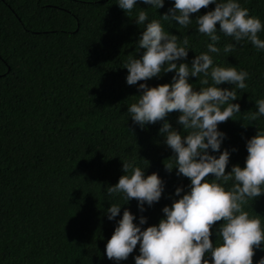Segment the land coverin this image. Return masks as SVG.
<instances>
[{"label":"trees","instance_id":"trees-1","mask_svg":"<svg viewBox=\"0 0 264 264\" xmlns=\"http://www.w3.org/2000/svg\"><path fill=\"white\" fill-rule=\"evenodd\" d=\"M172 3L164 0L155 10L137 0L128 14L116 0H0V264H117L104 249L124 209L136 217L133 223L141 215L147 218L143 229L157 224L161 209L179 198L176 187H181L180 195L188 190L189 179L166 168L174 166V153L158 132L164 121L180 131L179 113L173 110L143 128L127 113L143 92L140 83L155 87L170 83L175 74L126 83V61L144 52L137 46L144 25L136 24L135 13L144 9L145 23L160 20ZM239 3L264 24V0ZM214 7L191 13L186 28L161 20L178 43L188 40V55L177 65L191 66L196 54L207 52L210 40L196 31L195 18ZM216 28L221 51L209 53L213 64L248 73L247 87L235 89L237 100L232 101L240 112L217 126L225 133L220 151H229L227 173L232 165L244 166L246 140L264 131V117L249 119L255 101L264 99V52L247 40L234 42L219 32L218 23ZM258 36L264 39V30ZM230 43L233 51L224 53L223 46ZM199 80L189 77L195 90L201 87ZM218 87L235 88L228 83ZM122 161L145 175L156 173L164 185L160 199L145 204L143 212L135 198L126 202L119 195L107 196L106 188L124 174ZM113 203L122 206L110 221L106 209ZM244 210L258 215L264 227V194L248 201ZM221 223L210 227L212 243ZM138 248L139 242L119 264H134ZM262 256L264 250L254 249L253 264Z\"/></svg>","mask_w":264,"mask_h":264},{"label":"clouds","instance_id":"clouds-1","mask_svg":"<svg viewBox=\"0 0 264 264\" xmlns=\"http://www.w3.org/2000/svg\"><path fill=\"white\" fill-rule=\"evenodd\" d=\"M152 9L163 7L164 0H142ZM125 13L132 14L137 0H116ZM209 4L215 7L195 18L196 31L210 40L207 52L196 54L187 63L177 65L175 61L188 55V40L179 43L177 36L166 32L161 24L176 21L181 27L192 23L191 13H197ZM148 7V8H149ZM249 10L242 7L239 0H173L167 13L159 15L160 20L148 21L147 13L141 9L135 13L137 25H144L137 46L144 49L139 58L129 57L124 68L128 85L137 81L159 77L161 73L174 71L170 83L143 89L135 102L127 106L128 117L134 124L143 128L146 124L164 120L165 116L176 110L177 125L180 131L164 121L158 129L164 143L174 153V166L165 165L169 172L176 169L177 175L187 177L188 190L180 195L181 187H176L174 195L178 199L165 205L161 211L163 218L155 225L143 228L146 217L140 216L133 223L134 215L125 208L120 219L116 220L114 231L105 244L106 258L119 264L126 260L139 242V255L133 257L134 264H253L254 249L264 250V227L259 216H250L244 205L264 194V131H257L246 140L247 156L244 166L232 165L225 173L229 163V151H220L225 133L218 131V123L240 112L235 89L247 87L248 73L237 71L235 67H222L213 64L209 53H219L216 46L219 32L230 36L234 42L247 40L258 51L264 52V39L258 33L264 24ZM235 44H225L224 53L233 51ZM189 77H200L201 87L195 90ZM211 81V83H210ZM228 83L235 88H221ZM256 111L249 119L254 121L264 117V99L255 101ZM183 131V135L181 134ZM219 151V155H210ZM235 151V149H233ZM122 171L115 185L106 188L107 196L119 195L128 202L137 201L140 212L144 205L157 202L163 191V183L156 173L145 175L144 170L129 161H122ZM212 174L209 182L206 176ZM231 181V187L224 183ZM118 203L106 209L108 220H113L121 211ZM223 220L216 230L215 243L210 241V227ZM256 264H264V256Z\"/></svg>","mask_w":264,"mask_h":264}]
</instances>
